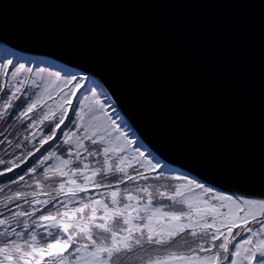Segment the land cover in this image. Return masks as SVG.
Masks as SVG:
<instances>
[{"label": "snow or ice", "instance_id": "6c2138e0", "mask_svg": "<svg viewBox=\"0 0 264 264\" xmlns=\"http://www.w3.org/2000/svg\"><path fill=\"white\" fill-rule=\"evenodd\" d=\"M19 60L0 52V120L35 131L15 144L31 150L0 158V177L24 166L0 195V264H264V195L166 175L88 76Z\"/></svg>", "mask_w": 264, "mask_h": 264}, {"label": "water", "instance_id": "95a60500", "mask_svg": "<svg viewBox=\"0 0 264 264\" xmlns=\"http://www.w3.org/2000/svg\"><path fill=\"white\" fill-rule=\"evenodd\" d=\"M0 41L95 74L167 162L264 195V0H0Z\"/></svg>", "mask_w": 264, "mask_h": 264}, {"label": "trees", "instance_id": "16d2710c", "mask_svg": "<svg viewBox=\"0 0 264 264\" xmlns=\"http://www.w3.org/2000/svg\"><path fill=\"white\" fill-rule=\"evenodd\" d=\"M4 48H7V50H12L6 46H4ZM16 53H17V51H16ZM23 55L24 54H20V56H22V57H23ZM26 57L28 58V56H26ZM53 63L55 65H58V66L61 65L57 62H53ZM69 70L75 71V69H72V68ZM76 73L80 74V72H78V71H76ZM26 124H27V121H25L22 124L19 121H17L15 119V117H13L12 119L5 118V119L0 120V132H2L10 140H12V145L9 146V145L5 144V145L0 146V158L11 159L12 154L19 155L20 151H26V150L32 149V144H27V142H25L26 149H15V144L17 142H20L25 135H28L29 131H35V129L26 130V128H25ZM0 138H2V137H0ZM32 143L36 144V141H33ZM36 146L38 147L39 145L37 144ZM46 147H48V146H46ZM53 150H57L60 152V154H63V152L59 149V144L52 145V147L48 148V151H53ZM44 155H47V152H45ZM152 157L154 160L163 161L164 163H166L164 160H162L157 155L156 156L153 155ZM30 159H32V158H30ZM37 163H38V161H37ZM166 164L169 165L168 163H166ZM32 166H35V164H33ZM2 168H3V166L0 165V170H2ZM172 168L175 169V171L177 169L176 167H171V169ZM23 169H24V166L22 165L20 169L15 170L12 173H8V174L0 177V189H4V192L0 193V195H6L8 193L9 188H11L13 191L17 190L18 186H14L10 183L9 176L18 179V174H20V175L24 174ZM168 171H171V170H168ZM181 172L186 173V174L188 173L184 170H179V173H181ZM173 173H175V172H173ZM166 175H169V176L177 175V173H175V174L171 173V174H166ZM26 180L28 181V183H31V180H29L28 177H26ZM156 183L163 184V183H169V182L168 181H160V182H156ZM129 187H131V186H129ZM0 211H3L2 207H0Z\"/></svg>", "mask_w": 264, "mask_h": 264}, {"label": "rangeland", "instance_id": "374dc122", "mask_svg": "<svg viewBox=\"0 0 264 264\" xmlns=\"http://www.w3.org/2000/svg\"><path fill=\"white\" fill-rule=\"evenodd\" d=\"M5 49L3 47L0 46V52H3ZM34 57V56H33ZM11 59H13L14 61L17 59L16 57H10ZM36 60L38 59V61L35 62H31L30 58L25 59V57L20 56V60L19 62L21 63H25L27 66L32 67L33 69H35L36 67H43V68H50L51 70H60L62 67H55L54 65H51L52 62L50 61H45V59H43V61L38 58L37 56L35 57ZM25 60V61H24ZM50 66H49V65ZM44 65V66H43ZM54 67V68H53ZM68 70V69H66ZM76 71H78V69H75V71L72 70H68V72L76 74ZM89 72V71H88ZM63 74V73H62ZM83 74V72H80V75ZM88 76V75H86ZM89 77V76H88ZM86 86L88 87H92L95 89V91H97L98 93H100V97L101 99H104L106 102V105H111L112 108H115V114L113 115V118L116 119L117 123L120 124L121 128H123L127 133L130 139H132L133 141H135L134 145H132L131 147L134 148H140L141 151L145 152L146 155H150L151 157L154 155L156 156V154L154 152H152L148 147H146L145 143L143 142V140L141 139V137L135 132V130L128 124L127 119L121 114L120 110H118V108L116 107V105L113 103L112 98L110 97L109 93L107 92L108 90L103 86V84L101 83V81L98 80L97 77H95L93 74L91 77H89V79L87 81H85ZM29 91H31V89H29ZM83 94L87 95V92H83ZM106 94V95H105ZM112 108H106V111L109 112L110 115H112ZM67 130V129H66ZM153 158V157H152ZM170 168V167H167ZM171 170V169H169ZM180 170V169H179ZM163 171L165 172V174H171V171H168L167 169H163ZM179 174H186V173H177V175ZM187 175L193 177V175L191 173H187ZM195 177V176H194ZM196 178V177H195ZM198 179V178H197ZM200 180V179H199ZM201 181V180H200ZM203 182V181H201ZM204 183V182H203ZM210 185V184H209ZM208 186V185H207ZM211 187V186H210ZM224 192V191H223ZM230 194V193H228ZM163 203H169L168 201H162ZM177 209L180 208L179 205L175 206ZM239 239V238H238Z\"/></svg>", "mask_w": 264, "mask_h": 264}]
</instances>
